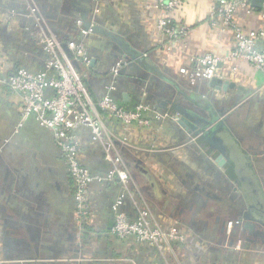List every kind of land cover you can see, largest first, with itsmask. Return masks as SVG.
I'll return each instance as SVG.
<instances>
[{"label":"crops","instance_id":"crops-1","mask_svg":"<svg viewBox=\"0 0 264 264\" xmlns=\"http://www.w3.org/2000/svg\"><path fill=\"white\" fill-rule=\"evenodd\" d=\"M219 1L181 0L174 17L187 32L167 42L156 26L161 15L156 0H90L88 5L84 0H0L2 68L36 72L43 67L46 54L35 38L40 29L62 41H81L95 60L86 71L85 84L99 99L111 85L102 71L111 66L118 47L111 38L115 36L141 59L127 68L136 79L115 81L109 92L121 96L127 91L130 99L119 100L122 105L130 107L137 100L160 114L156 103L144 98L164 86L171 92L166 97L187 112L209 117L207 103L183 94L188 82L178 69L191 56L223 57L234 46L230 28H216L208 21ZM81 6L89 7V19L105 34L81 32L76 21ZM250 6V11L238 10L233 17L245 31L264 27L260 3L250 0ZM162 39L166 41L161 43ZM231 65L223 63L221 69L232 85L211 90V106L234 115L225 135L215 131L213 135L225 147L226 166L215 161L219 145L198 135L187 138L173 110L150 118L147 127L125 126L101 112L128 182L90 183L83 221L76 212L74 182L52 132L32 118L17 126L19 96L0 85L1 264H264V74L246 64L230 71ZM201 96L195 93V99ZM76 133L79 161L95 174H106L112 166L104 160L101 144L90 139L84 126ZM120 195L124 198L119 209L129 218L139 207L146 208L153 224L163 230L177 223L185 242L161 251L132 238H115L110 232L111 206ZM238 209L255 231L222 232Z\"/></svg>","mask_w":264,"mask_h":264},{"label":"built area","instance_id":"built-area-1","mask_svg":"<svg viewBox=\"0 0 264 264\" xmlns=\"http://www.w3.org/2000/svg\"><path fill=\"white\" fill-rule=\"evenodd\" d=\"M181 0H156V7L161 15L157 19V29L166 36L167 42L184 36L187 28L182 23L175 22V13ZM260 15L264 19V0H260ZM238 10H251L250 0H220L215 3L209 14L208 21L216 28H230L234 33V46L226 56H216L211 53L191 56L187 64L178 69V73L194 85L199 80L213 78L224 79L221 65L231 62L230 71H235L240 64H246L253 70L264 74V27H254L245 31L237 25L233 17ZM40 25V23H38ZM81 32L88 31L80 26ZM38 45L46 54L44 65L36 72L24 67L7 72L2 68L5 60L0 57V85L7 86L10 92L20 99L19 120L17 126H22L32 118L39 126L52 132L56 146L61 150L66 168L74 182L76 212L80 221L88 214V186L95 180L118 179L121 183L128 182V174L119 166L120 155L115 151L114 142L108 134L101 112L125 126L136 124L147 127L150 118H162L164 114L153 113L146 103L134 101L126 107L116 100L109 92L115 88L114 82L118 71L126 65L122 58L116 59L110 66L112 80L108 83L107 93L99 99H94L86 84L85 76L90 66L91 57L84 42L62 41L51 32L40 29L35 36ZM161 40V43L166 41ZM66 42L73 58L79 62L76 68L66 56L62 43ZM113 92V91H112ZM177 120V118L175 117ZM88 128L90 139L101 144L104 160L111 164L106 174L98 175L79 161L81 150L77 129ZM124 196L120 195L112 204L113 222L110 227L112 235L125 240L132 238L140 243H147L158 250H170L173 245L182 244L186 237L177 223L167 230L153 224L150 211L139 207L134 218H129L119 209ZM233 221H228L227 229ZM1 264V261H0Z\"/></svg>","mask_w":264,"mask_h":264},{"label":"water","instance_id":"water-1","mask_svg":"<svg viewBox=\"0 0 264 264\" xmlns=\"http://www.w3.org/2000/svg\"><path fill=\"white\" fill-rule=\"evenodd\" d=\"M86 2V4H89L90 0H84ZM256 2L260 3V0H255ZM82 11L76 15V21L80 22V26L81 28H83L84 30L90 32V33H95V32H99V33H103L105 34V32L96 24H94L88 16V10L89 7L87 6H81ZM109 35V34H108ZM112 40H114L115 42H117L118 47H116V49H114V52H112V57L113 60L111 62V64L114 62L115 59L118 58H122L125 62L126 65L124 67H122L119 71H118V76L116 78V80L118 81H131L133 82L136 78H134V74L129 72L127 70V68H129V66H136L137 62H139L141 59L137 58V53L135 52H131L130 50L127 49L125 43L123 41H121L120 39L116 38L115 36H111ZM110 43V42H109ZM110 46H112L113 44L110 43ZM62 48L64 50V52L66 53V56L71 60L72 64L76 67L79 68V62H77L71 52L69 51L66 42L62 43ZM128 54V55H126ZM94 59L91 58L90 61V66L94 65ZM103 74L105 75L104 81L106 84H108L111 80L112 77L110 75L109 72V67L102 71ZM134 75V76H133ZM85 82H86V78H85ZM209 85L211 89H224L225 86H231L232 84L229 83V81H226L224 79H218V78H213L209 81ZM147 90V88H146ZM136 93V91H134ZM159 92H161V90H156L154 91V93H148V95L146 96V98H144L145 101H153L154 103H156L157 109L160 112H167L170 110H173L174 112H177L179 114V117L176 120V123L178 124V126L182 129L184 135L188 138L192 135H198L200 139L208 142L209 144H213V141H215L219 146L216 148V157H215V161L218 163V165H224L225 164V157H224V150L225 147L224 145L220 144L221 141L217 138L213 139V135H214V131H213V127L209 128L207 130H204L202 128L200 129H195V125L193 123V119H191L189 117V113L181 106L176 104L175 102H173L171 99L165 98L160 96ZM162 92H164V90H162ZM113 96L116 100H120V101H127L128 99H130L129 94L127 93V91H124L121 93V96L117 95L116 92H113ZM138 99V98H137ZM195 102L199 103V100L197 99H193ZM196 123H198L196 121ZM209 123V122H208ZM191 139V138H190ZM238 220H241L240 217L237 218ZM231 221H233V223L231 224V226L229 227V229H227V233L229 234H236L239 231L236 229V224L239 223V221H237V223H234V219H231ZM245 227L246 225H244L241 228V232H245ZM227 226L222 227V232H224L226 230ZM249 234L252 232H248ZM230 244V243H229Z\"/></svg>","mask_w":264,"mask_h":264},{"label":"flooded vegetation","instance_id":"flooded-vegetation-1","mask_svg":"<svg viewBox=\"0 0 264 264\" xmlns=\"http://www.w3.org/2000/svg\"><path fill=\"white\" fill-rule=\"evenodd\" d=\"M152 85H155V81L153 80V82L151 83ZM158 88V85H156ZM159 90H161V92H159L160 96L165 97L170 99L169 97H166L167 95H169L171 92H169L164 86H161L158 88ZM184 92L183 94H185L188 98L191 99H195V93H201V98L197 99L199 100V103H207L206 107L209 111V117H207L206 115H202L199 113H189V117L191 119H193V123L195 125V129H204L207 130L209 128H212L213 123H216V121L221 118V121L216 124L213 127V131L215 132H221L224 133L222 135L226 134V131L229 130L230 126L228 125V120H232L234 115H227L228 111L226 108H222L220 110H215L212 106V97H213V93H212V89L210 88L209 82L207 80H199L198 82H196L194 85L189 86L187 84V86L184 87ZM162 90H164V92H162ZM211 106V107H209ZM209 107V108H208ZM227 119V120H226ZM196 121L198 123H196ZM209 122V123H208ZM226 137V136H225ZM226 166V163H225ZM240 217L241 220H238L237 218ZM245 213H243V211L241 209H238L235 211V218H234V223H237V221H239V223L236 224V229L239 231H241V228L246 225L245 227V232H251V230L255 231V227L253 226L252 221H244L245 219ZM249 219V218H248Z\"/></svg>","mask_w":264,"mask_h":264},{"label":"trees","instance_id":"trees-1","mask_svg":"<svg viewBox=\"0 0 264 264\" xmlns=\"http://www.w3.org/2000/svg\"><path fill=\"white\" fill-rule=\"evenodd\" d=\"M4 87V86H3ZM6 87V86H5Z\"/></svg>","mask_w":264,"mask_h":264},{"label":"rangeland","instance_id":"rangeland-1","mask_svg":"<svg viewBox=\"0 0 264 264\" xmlns=\"http://www.w3.org/2000/svg\"><path fill=\"white\" fill-rule=\"evenodd\" d=\"M177 118V117H176Z\"/></svg>","mask_w":264,"mask_h":264}]
</instances>
